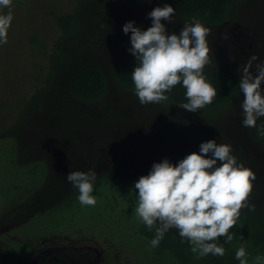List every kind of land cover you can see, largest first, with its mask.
<instances>
[{
	"label": "trees",
	"instance_id": "1",
	"mask_svg": "<svg viewBox=\"0 0 264 264\" xmlns=\"http://www.w3.org/2000/svg\"><path fill=\"white\" fill-rule=\"evenodd\" d=\"M165 3L175 8V15L172 18L174 23L163 21L167 25L169 34L179 35L184 23H191L193 19H198L212 32L230 29V33L236 36L247 32L256 40L257 47H264V0H77L75 12L65 15L54 14L63 33V40L58 43L61 47H54L50 52L51 47L37 36H34L32 40V44L39 50L50 52L51 63L56 69H52L54 73L48 79L50 83L44 88L40 87L21 112H18L19 120L16 125L0 133V139L4 141L0 144V202H7L4 210H11L12 205L18 207L19 201L16 202V200L20 194L24 217L33 215L32 223L37 222V226H42V229L48 232L51 228L46 227L45 223L47 224L53 218H58L57 222L68 220L70 224H96L105 227L122 242L123 246H129L138 254V258H143V264H240L235 258V253L241 244L246 248L249 264H254V257L264 255V208L254 203L252 205L255 206V211L250 210V205L241 209L235 227L229 230V234H235L231 243H225V237L218 238L226 249L222 257L209 254L198 258L197 254L192 253L189 242L187 240L182 242L180 236L172 231L165 234L158 247L152 248L150 241L155 236V228L150 231L134 215V209L137 206L135 183L141 176L147 174L136 165L125 161L119 154L121 149L119 147H122L123 143L131 142H125L128 140L125 136L130 139L137 133L139 135L136 137L137 145L140 146L137 153L146 156L148 154L156 159L155 163L168 159L173 164H178L189 155L194 150L193 142L201 140L197 136L202 134L200 128L204 126L214 128L217 125V119H223L222 116L227 114L226 110H231L238 102L241 95L238 87L240 80L238 69L240 65L247 63L238 59V52L241 50L238 43L240 40L232 39L230 45H227L213 35L207 37L211 48V64L205 67L204 74L217 92L211 104L199 109L196 113L178 107L188 102L185 95L186 89L182 83L165 93L169 98L162 101V104L171 107L173 111L181 114L180 116L185 114L184 121L177 123L176 131L182 130L180 137L176 135L178 132L163 129L161 126H158V130L149 126L144 128L135 126L142 121L140 116L150 111L146 106L141 107L140 112L127 117H121L118 110L114 112L105 109L106 114H101L96 120L100 125H95V132L100 135L107 124H111L117 134H121L120 143L112 148L109 145H101L98 139H95L90 132L91 123L86 119L85 121L79 119V123H74V119L66 118L70 112L63 106L64 96L69 95L77 100L98 104L107 97L111 84L117 86L116 92L110 91L111 94L135 95L131 73L137 66L136 58L131 53L122 57L119 51V48L123 47L124 50L125 47L120 46L119 42L124 41L128 36L131 37V33H124L123 27L126 23L134 21L136 27L147 30L145 25L151 20L148 17L144 18V15L158 6L162 7ZM105 27H113V33L109 35L108 32H104ZM78 36H82L83 39L80 40ZM104 36L115 55L113 61L105 64L97 60L89 63L82 60L87 52L94 51L102 55L103 51L109 50L107 44H98ZM94 39L97 40L96 44H93ZM115 51L119 53V56ZM109 53L111 54V51ZM256 54L261 53L257 51ZM261 62H264V54L262 59L255 63ZM58 70L62 71L60 76L65 70L67 73V85L63 89L62 86L59 88L60 94L51 88L54 77L57 80L61 78L56 76ZM49 96L60 100V103L55 102L63 108L62 112H59L61 125L47 132L52 137L45 140L46 154L39 156L36 154L38 142L26 140L28 135L24 132L28 130L24 127L35 117L38 120L52 117L50 113L55 110L51 107L54 101L49 100ZM57 112L54 113L57 114ZM100 126L102 127L99 128ZM262 128H264V118L257 120L255 128H247L248 139L259 146H264V134L260 131ZM157 135L161 137L158 138ZM57 145L68 151L66 159L70 160V163L66 165L67 170L81 171L79 164L74 162V157L79 159L80 156H85L96 166L100 153L108 154L109 163L97 172L93 183L92 195L96 197L94 206L81 205L78 200V189L74 188L67 179L63 181L54 177V169L60 168L58 165L54 167L51 165L49 155ZM242 149L243 147H239V151ZM246 160L248 161L245 163ZM22 161V166L17 167V164ZM242 163L251 169L259 163V160L245 158ZM21 168L28 170L24 172L26 180L16 181L18 177L13 176L10 177V183L7 185L2 176L11 175V171ZM260 180L264 181V178L258 179L259 183L262 182ZM257 187L259 188L258 184ZM102 202L105 203L100 207ZM91 208L92 211H90ZM95 209L96 214L93 216L81 213L83 211L94 213ZM79 216L84 217V220L79 222ZM241 236L244 238L243 241L240 239ZM14 243L15 240L7 243L8 257L0 248L1 264H18L19 262L24 264L31 257L25 252V248H16L13 246ZM18 243L26 244L25 241ZM25 246L29 247L27 244Z\"/></svg>",
	"mask_w": 264,
	"mask_h": 264
},
{
	"label": "rangeland",
	"instance_id": "2",
	"mask_svg": "<svg viewBox=\"0 0 264 264\" xmlns=\"http://www.w3.org/2000/svg\"><path fill=\"white\" fill-rule=\"evenodd\" d=\"M76 3L77 0H12L10 9H0V13L6 14L8 11L13 13V21L8 31V42L6 44H0V133L16 125L19 120L18 112H21L40 87L44 88L50 83L48 79L54 73L52 69L56 68L53 63H51L49 55L54 47H61L58 43L63 40V33L58 26L54 14L65 15L70 12H75L77 9ZM148 14H145L144 18L148 17ZM162 23L164 22L162 21ZM143 25H145L144 22ZM145 26L147 28L151 27L152 21H149ZM165 26L167 25L165 24ZM103 31L111 35L114 29L113 27H105ZM211 35L220 38L221 41L227 45H230L232 39L240 40L238 43L241 50L238 52V59L248 61L253 55L262 59L264 47H257L256 40L247 32L242 33L241 36H236L230 33L229 29L227 31L222 30L221 32L211 31L209 37H211ZM34 36H37L40 40L49 45V47H51L50 52L41 51L37 46L33 45L32 40ZM224 36H227L228 39L225 40L223 38ZM78 38L80 40L83 39L82 36H78ZM107 41L106 36H104L99 40L98 44H107L108 51H103L102 55L96 54L94 51L87 52L82 60H85L87 63L92 60H97L105 64L112 62L115 55L112 49H110L111 46H109ZM96 43L97 40L94 39L93 44ZM238 43L236 42L237 45ZM119 44L120 46H125L124 50L122 49L123 47L119 48L122 57L130 53L129 49L132 47L130 36L124 39V41L119 42ZM112 46L113 50H115L114 45ZM95 47H97V45ZM109 51H111V54ZM257 51L261 54H256ZM115 53L119 56L117 51H115ZM226 54H228V52H226ZM56 74V76L61 77V80H57L56 77H54L51 88L60 94L59 88L62 86L63 89V87L67 85V73L65 70L63 75L60 76L62 71L60 72L58 70ZM262 87H264V85H262ZM116 90L117 86L111 84L110 91L116 92ZM110 91L107 97L98 102V104L87 103L70 97L69 95L64 96L61 94L64 96L63 100H65L63 106L70 112V114H67L68 116L66 118L71 120L74 119V123H79V119L83 121L86 119L87 122L89 121L92 127L90 128V132L94 135L95 139H98L101 145H109L112 148L114 145H118L121 140V134H117L111 124H107V128L103 126L104 128L102 129L103 131H101V135L95 132V125H100L99 121L96 120L101 114H106L105 109L114 112L118 110L121 117H127L133 113L136 114L140 112L141 107L146 106L151 112L149 111L144 116L141 115L140 118L142 121L135 126H141L142 128L149 126L154 127L155 130H158V126H161L163 129L167 128L176 131L177 123L179 121H184L185 114L180 116L181 114H178L177 111H173L171 107L164 106L162 102L142 105L136 95L126 94L122 96L116 93L111 94ZM59 96L60 95H58V97ZM49 100L54 101L51 107H54L55 110L50 113L52 117L49 118V116L41 120L35 117L33 120H29L28 124L24 127L28 130V132H24L28 135V137L25 136L26 140L38 142L36 154L39 156H44L46 154L44 151L45 140L52 137L49 136L50 134L47 132L61 125L60 113L63 108H60L59 104L55 102H59L60 100H55L51 96H49ZM242 101L243 94L241 93L238 102L233 105L231 110H226L225 113L227 114L222 116L223 119H217V125L214 128L211 126L200 128L202 134L197 136L201 140L193 142L194 150L191 151V153H199L202 143L216 140L218 144H228L232 146L231 154L237 158L238 163H242L245 158L259 160V163L251 168L256 178L252 181V191L248 198V204L251 206L252 203H254L263 209L264 189L259 188H264V186H262L264 184H261L264 183V181L260 180V182H262L259 183L258 179L264 178V146L257 145L248 139L246 135L248 127L242 126ZM54 112H57V114ZM121 120L123 121V119ZM101 127L102 126L99 128ZM181 131V129L176 131L178 132L176 134L178 137L181 136ZM137 136H139L137 133L130 139L125 136V139H128L125 142H131L130 144L129 142L128 144L123 143L122 147H119L121 148L119 154L125 161L136 165L148 175L156 159L148 154L146 156L137 153L138 147H140L137 145ZM160 137L159 135L158 138ZM202 140L204 141L202 142ZM3 142L4 141L0 139V144ZM239 147H243L242 151H239ZM6 154L8 155V153ZM67 154V150L59 148V145H57L54 147V150L50 151L49 155L51 165L53 167L58 165L60 168L54 169V177L63 181L67 179V175L70 172H75L74 169H66L67 163H70V160L66 159ZM107 155L108 154L101 152L96 166L85 156H80L79 159L74 157V162L79 164L83 172H88L90 169H93L97 173L109 163ZM241 158L243 159L241 160ZM247 161L248 160H246L245 163ZM22 164L23 161L17 164V167L22 166ZM26 171L28 170H23L22 168L20 170L16 169L15 171H11V175L2 176V178L5 179L7 185L10 183V177L13 176L18 177L16 181H23L26 180V175H24ZM62 185L61 183V186ZM4 186H6V184ZM17 201H19L18 207L12 205L11 210H4L8 203L5 201L0 202V204L5 202L0 205V248L1 250L3 249L2 252L5 253L6 257L9 256L7 243L11 240H15V245L13 244V246L19 249L25 248V252L28 256H31L24 264H143V258H138V254L129 248V246H123L122 242L112 235L110 230L105 229V227H100L96 224H70L68 220L57 222L58 218H53L48 221L47 224L45 223L46 227L51 228H47L49 230L48 232L42 229V226H37V222L32 223L31 219L33 215H28L27 218L24 217L21 210L23 203L21 202L20 194L16 202ZM104 203L105 202H102L99 206L102 207ZM90 211H92V208ZM63 213L66 215L65 211ZM81 213L93 216L96 214V209L94 213H90L89 211H83ZM83 220L84 217L79 216V222ZM65 226L68 227L65 228ZM170 231L179 236L177 230L173 229ZM19 241H25L31 249L25 246L26 244L18 243Z\"/></svg>",
	"mask_w": 264,
	"mask_h": 264
},
{
	"label": "clouds",
	"instance_id": "3",
	"mask_svg": "<svg viewBox=\"0 0 264 264\" xmlns=\"http://www.w3.org/2000/svg\"><path fill=\"white\" fill-rule=\"evenodd\" d=\"M11 5L12 0H0V9H10ZM174 15L175 8L165 3L148 14L152 26L147 30L136 27L134 21L124 25V33H131L129 52L137 62L131 79L142 105L168 100L165 93L182 83L188 102L178 107L196 113L211 104L217 95L204 74L205 67L211 64L207 40L211 30L193 19L183 24L179 35L169 34L162 21L174 23ZM12 21L11 11L0 13V44L8 42ZM258 59L253 55L238 69V87L243 94L242 126L250 128H255L257 120L264 118V62L255 63ZM260 131L264 134V128ZM231 153V145L207 141L200 145L199 153L187 155L178 164L168 159L154 163L149 174L139 178L135 183L134 215L150 231L155 228V236L150 241L152 248L158 247L165 234L175 229L182 242H189L198 258L225 255L226 249L218 238L225 237V243L232 242L235 234H229V230L235 227L241 209L249 207L252 181L256 178ZM96 175L93 169L67 175L68 182L78 189V200L83 206L96 204V197L92 195ZM250 210L255 211V206L251 205ZM240 239L244 240L242 236ZM235 258L240 264H249L243 244ZM253 260L254 264H264V255Z\"/></svg>",
	"mask_w": 264,
	"mask_h": 264
}]
</instances>
